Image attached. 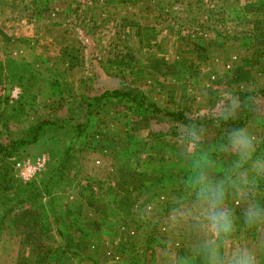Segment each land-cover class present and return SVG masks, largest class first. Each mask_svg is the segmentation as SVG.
<instances>
[{"label":"crops","instance_id":"crops-1","mask_svg":"<svg viewBox=\"0 0 264 264\" xmlns=\"http://www.w3.org/2000/svg\"><path fill=\"white\" fill-rule=\"evenodd\" d=\"M174 1L176 0L168 2L166 7L170 10L184 9V4L176 6ZM32 2L38 6L68 2V5L64 6L71 7L72 12L79 11V8L88 10L92 21L96 20L95 4L93 0H0V45H6L8 50L15 45L19 52L27 48V53H30L31 57L56 63L58 65L56 78L65 94L68 80L72 78L76 66L64 60V50L70 49L71 52L76 51L79 54L77 41L73 42L76 36L68 30L66 27L68 25L65 26L67 21L64 20L60 21L54 17L23 19L19 10ZM95 2L101 6L104 4L105 12L110 7V17L113 19L107 21L126 24V29L124 27L123 29L126 31L129 29L131 38L137 42L136 48L139 52H145L148 59L147 67L134 65L130 70L139 74L147 73L152 81L138 87L141 90H151V100L159 108L187 112V109H193V105H196L197 113L194 114L202 116L208 114L209 111L206 110H209L214 93H216L214 97H217L233 88L236 91L250 88L251 85L258 89L263 87L256 83L259 82V76H264V0L216 1L219 6L227 5L238 13L236 30L241 36L250 38L251 44L247 48L241 47L240 42H230L221 47L214 46L213 35L205 29L199 34L185 30L171 31L168 28L170 23L166 22L167 18H161L159 15L158 11L162 9L160 5L163 3L157 0ZM176 22L180 23L179 18ZM143 34L146 35L145 38L142 37ZM193 38L200 40V46L194 45ZM228 56L229 60L236 64L231 74L223 70L227 68ZM77 58L79 62L82 57ZM192 68L194 72L191 71ZM69 83L72 88V81ZM121 104L122 107L116 114L107 112L99 114L100 120L104 122L103 127L107 125V120H111L117 129L115 126L114 129H109L108 126L109 130L98 131L108 133L110 136L95 133L96 136L108 140H103L106 142L103 150L89 149L91 153L98 152L89 162L92 177L88 178L86 184L81 182V185L77 186L82 189L81 192L74 187L70 192L62 193L65 197L59 212L58 229L68 241L66 250L70 251L66 252V258H62V263L107 264V261L103 262L104 257L101 259L102 255L104 253L110 255L114 248L119 247L121 249V253L118 252L121 255L119 260L124 257L125 261L121 260L124 264L169 262L172 264L174 254L176 257H186L188 264H201L199 258L192 254V249L196 245L186 241L187 235H192L190 221L178 226L174 237L168 236L167 244L156 248L151 260H148L149 256L146 258L148 234L154 228L163 209L182 200L190 173L182 159L181 145L177 138L166 137L164 143L158 141L147 146L138 156L141 157L140 163L135 154L136 149L130 144L134 141L131 140L129 131L132 127L129 125V128L127 122L130 121L138 127L139 134H145L148 129L143 127V123L140 125L139 122L142 120L136 121L135 117L130 115L131 112L127 113L134 110L133 104L123 106V101ZM112 154L114 156L117 154L113 160L110 158ZM180 196V199H176ZM236 202L240 203L239 200H232L229 205L232 206ZM112 209L115 210V215H112ZM169 217L172 218V227H168L167 230L171 232L176 225L173 222L179 218H174L172 214L167 218ZM76 226L80 229H76ZM12 230L14 233L12 239H16L14 244L16 255L13 254L11 264H52L50 253L44 247L47 243L45 238L41 243L44 252L41 251L46 255L45 261L40 262L38 252H34L36 241L30 235L35 234L37 238L40 232V218L37 212L28 213L23 224L19 226L14 218ZM141 232L145 237L142 236L139 241L137 239L133 241L127 236ZM237 237V243L247 244L256 252L257 264H264V229L250 232L238 224L232 240ZM172 238L174 243H171ZM187 244L189 245L186 246ZM62 247L64 250V246L59 245L60 250ZM71 251L76 255H71ZM159 251L165 252L164 261L157 257ZM108 262L113 263L111 260Z\"/></svg>","mask_w":264,"mask_h":264},{"label":"rangeland","instance_id":"rangeland-1","mask_svg":"<svg viewBox=\"0 0 264 264\" xmlns=\"http://www.w3.org/2000/svg\"><path fill=\"white\" fill-rule=\"evenodd\" d=\"M157 1L163 3L160 6L165 11H168L169 15L171 14L172 16L176 17V19L179 18V24L188 29V32L197 29L199 26L204 25L203 27H209V25L211 24L214 25L215 21L217 20L215 18V14H217V12H215L216 9L212 6H219L216 3V1L218 0H202V2L197 6V9L188 12L185 9H168L166 6L171 0ZM194 1L195 0H178L179 4L186 2L194 3ZM155 7L157 8V5H155ZM224 7L228 8L227 5H225ZM54 12L55 15L53 17L55 19H58L60 21H67L65 23V26L68 25L66 26L68 30L75 34L76 38L75 40H73V42L77 41V44H75L76 46H78L79 54L76 53V51H73L75 54H72L73 52H71L72 50L70 49L64 50V60L69 62L72 66H76L74 72L72 73V78L68 80V88L65 89L64 94L61 90L60 84L59 87L55 86V82L59 83L56 78L58 69V65H56V63H50L36 57H31V54L27 53V48L25 49V51L22 52L21 50V52H19L16 49L15 45H12L8 50L6 45L1 44L0 60L1 63H3L6 67V71L4 72L5 78L3 85L0 88V96L5 97L7 95L8 106L4 105L3 103L0 105V146L2 145L4 148H8L13 141H31L34 135V128L44 119H49L51 122L58 121V124H60L61 121L66 120H70L71 122L65 123L64 126H61L62 128H60V126H57L58 124L55 126H44L45 132L36 143L14 150L12 152L13 157H11L10 159L4 160L3 155L0 154V163L5 162L8 164L10 171L9 174L13 179H17L22 183L38 182L48 176L51 168L59 159L61 151L65 152L64 155H66L72 150V153L68 155V158L66 160L64 171V175H66L65 181L66 185H68V188H65L62 193L65 191L70 192L74 187L78 189L79 192H81L82 189L80 190V187L78 188L77 186L81 185V182H84V184H86L88 178L92 177V171L90 170L89 162L91 161V157H94V155L98 153H91L89 149L99 148L100 150H103L106 143L103 142V140H108L103 139L102 136H96L95 133L102 134L103 136H110L108 133L98 131H107L110 128L114 129L115 126L114 122H112L111 120H107V125L103 127L104 122L100 120L99 114L105 112H107L108 114L118 113V111H120L119 108L122 107L121 103L123 101V106H132V104L135 106L133 111H129L127 113L129 114L131 112L130 115H133L136 121L142 120L141 122H138L141 123L140 125H142L143 123V127L145 129L147 128L154 133H167L170 132L171 129H173V125L163 118H160V120L153 121L151 123L148 119L149 112L141 110L137 105V102L132 101L129 97H115L109 95V93H112L114 91L120 93L128 91L130 93H134L135 95H142L145 100V104H155L151 100V90H141V88H139L141 87V85H143V83L149 84L150 81H152L148 78L147 73L145 72L139 74L135 73L134 70H130L132 67H134V65L147 67L148 59L146 58L145 52L141 51L140 53L136 48L137 42H135V40L131 38L128 32L129 29H127V31L124 30L127 27L126 24L117 21H114L113 23L107 21V15H111L110 7L106 12L104 11V13L96 9L94 11L96 12V20L94 21H92V18L89 15V11L84 8H79V11L72 12L71 7L62 5L57 7V9H54ZM208 17L211 18V20H208ZM191 19L193 20L189 21ZM166 22L170 23V20H167ZM172 22L173 21H171V23ZM219 22H221V20L216 21L215 27H219ZM169 27L170 26H168V28ZM199 33H202V29L198 32V34ZM142 37L145 38L146 35L143 34ZM193 43L194 45H196V47H198L201 42L197 38H193ZM115 44L120 47L115 49ZM124 44H127L129 45V48H133L136 50V52L133 51V53L135 54V58L136 55L139 57L138 60L128 54H125V52H121V56L116 57V50L117 52L126 51L123 49ZM3 49H6V51H4ZM227 53L229 54L228 51ZM76 55L78 57H82L80 58L81 60H79V62ZM226 58L228 60L227 68H223V70H227L229 72L228 74H231L236 64L234 62L232 63L229 60V56ZM191 71H193V68L191 69ZM263 77L264 76H259V84L256 83V85L263 86H260L261 88H264ZM18 79L20 80L18 81ZM229 79V81H231L232 77H230ZM69 81H72V88ZM249 87L250 88L242 90L256 91L261 89H258L256 86L253 87V85ZM230 91L236 94L241 91V89H237L236 92L233 88ZM215 94L216 93L212 94V99L215 98ZM30 96H34L36 100V103L33 108H31V111L27 112V107H25L22 111V109L20 110L17 106H14L21 97L27 98ZM254 103L255 109L253 112V117L255 121L254 123L250 122V124L248 125L252 127L253 131L256 134L257 132L261 131L257 128L258 124L264 123V98L258 97L254 100ZM196 108L197 106L193 105V109L189 108L187 109V112L190 115L194 116L197 113V111L195 112ZM208 113H210V111ZM83 115L84 117L82 118L81 116ZM140 116L142 117L140 118ZM88 118H90V120H88ZM124 119H126V117H124ZM80 121L84 122L80 123ZM136 121H134V123ZM127 123L128 126L131 125L132 127V129H130L129 131H131V140H133L134 143L130 144L133 148L136 149L137 152L135 154H137L138 157L140 156L141 143L143 140H145L146 133L148 131L145 134L143 133L144 135L139 134L138 127L134 126L130 121H128ZM77 124L85 126V130L83 129L84 131L82 133L80 132L81 134H79V132L74 129V125ZM108 126L109 129L107 128ZM115 129H117V126H115ZM179 129H181V127ZM165 139L166 137L159 142L164 143ZM142 153L143 152H141V154ZM115 156L114 154L110 155L111 160H113ZM137 157L136 159H134V163H136ZM39 158L43 159V167L39 169L32 168L31 166H36L32 164H35L36 160ZM108 160L111 161L110 159ZM138 160L141 163V157H138ZM27 162L29 164H26ZM18 167H20V170ZM180 198L181 196L176 199ZM231 207H233V209L238 214L242 208V204L236 202ZM35 212L37 211L32 209L18 210L14 216L17 226L23 224V221L26 219L28 213L32 214ZM167 217L164 218V226L166 225L168 229V227H172V218ZM187 221L188 220L182 218L175 219L176 223L173 222L174 225L176 224L174 230L171 232H169L166 228H164V230L169 237H172L173 235H175L178 226H183L182 224L186 223ZM12 231H10V229L5 231L3 238H1L0 240V264H11L10 261H12L13 254L15 253L16 255V246L14 245L16 244V239H12V236L14 235ZM190 231L193 236L187 235L188 239L186 241L187 243H191L192 245H197L200 242L201 236L195 229L193 224L190 227ZM184 232L188 233L186 231ZM127 236L132 238L133 241H136V239L139 241L140 238H142L143 233L141 232L137 235L131 233L130 235L127 234ZM56 237L58 241L57 239L53 238L54 240H52L53 242L51 241V247H45L46 250L51 251V261L53 257L57 256L56 251L59 248L57 244L59 243L60 245L64 246V244H67L68 242L62 236V233L60 234V236L57 235ZM144 237L145 234L143 238ZM37 238L36 236L33 237V240L35 239L36 241L34 252H38L39 261L44 262L46 259V255L42 253V251L44 252V247L41 246V243L44 242V238L41 236H37ZM237 242L238 237L237 239H233L229 243L228 248H234L238 244ZM171 243H174V238H172ZM188 245L189 244H187L186 246ZM164 253L165 252L162 253L161 251H159L157 257L159 259H163L164 261ZM174 255L175 257L177 256L176 254ZM103 257V262L107 261V264H124V262H122L121 260L125 261L124 257L119 260V257H121V255L115 248L112 250V253H110V255L104 253L101 259ZM131 257L132 256L130 255V258ZM62 258L63 257H60L61 260L59 262L61 264ZM110 260L113 261V263H109L108 261ZM168 264L171 263L169 262Z\"/></svg>","mask_w":264,"mask_h":264},{"label":"clouds","instance_id":"clouds-1","mask_svg":"<svg viewBox=\"0 0 264 264\" xmlns=\"http://www.w3.org/2000/svg\"><path fill=\"white\" fill-rule=\"evenodd\" d=\"M245 107L236 94L224 91L209 103L217 128L210 143L206 131L195 125L185 126L178 136L190 179L174 218L190 221L200 234L192 254L201 264H257L247 244L228 248L238 224L250 232L264 229V140L251 126L236 122ZM231 196L242 204L239 214L228 204ZM172 264H188V259L173 257Z\"/></svg>","mask_w":264,"mask_h":264},{"label":"trees","instance_id":"trees-1","mask_svg":"<svg viewBox=\"0 0 264 264\" xmlns=\"http://www.w3.org/2000/svg\"><path fill=\"white\" fill-rule=\"evenodd\" d=\"M96 0H93L95 7L97 10L104 12L105 5L98 4V2H95ZM105 2V0H103ZM108 2V1H107ZM176 6H179L181 4H184V9L188 11H193L194 9H197L198 5L202 2V0H195L194 3H180L178 0L174 1ZM192 2V1H191ZM60 5H68V2L63 3H47L45 5H37L35 2L30 3L29 5L25 6L24 8L19 10V13L23 19L27 18H35V19H44V18H51L54 16L55 7H59ZM186 5V6H185ZM104 7V8H103ZM216 9L215 12V18L217 20H221L219 22V27H215L216 21L214 25H209V27H203L199 26L197 29L192 30V33H198L201 31V29L205 28V31L210 32L213 35L212 44L214 46H223L225 44H228L230 42H240V46L243 48L249 47L251 44V40L249 37H243L241 36L237 30H236V21L238 19V13L236 10H232V8L217 6L213 5ZM161 18L165 17L167 19H170L173 21L170 22V30L171 31H177V30H185L184 26H181L178 22H176V17L169 15L168 11H165L164 9H161L158 11ZM211 15V14H210ZM107 19H113L109 15H107ZM166 19V21H167ZM194 19V18H193ZM193 19L189 20L192 21ZM208 20H211V18L208 17ZM174 23V24H173ZM208 26V25H207ZM200 46V45H199ZM120 46L114 45V48L117 49ZM123 49L126 51H119L116 50V57L121 56V52H125V54H128L130 56L134 57L133 51L136 52L135 49L129 48V45L124 44ZM138 56L136 55V58L138 60ZM6 71V67L3 63H1L0 60V88L3 85L4 82V72ZM20 79H18L19 81ZM55 86L59 87V83L55 82ZM21 86V85H20ZM22 87V86H21ZM110 96H123V97H129L132 101L137 102L139 108L144 111L149 112V122L158 121L160 118L166 119L170 124L173 125V129L170 130V132L163 133V132H152L148 130L146 133L145 140L142 141L140 146V154L141 152L145 151L147 146H149L152 143L158 142L162 140L165 137H172L177 138L179 136V133L184 129L185 126L188 125H195L197 127H202L206 134L209 137V143L215 138V135L217 134V128L214 127L215 124V117L214 113H208L204 114L202 116L199 115H190L188 112L185 111H178V110H168L165 108H159L153 103H147L145 104V100L142 95H134L130 92H117L114 91L112 93H109ZM236 95L239 97L238 99L241 100L242 103L246 105V107L239 113V115L236 118V122L240 124H250V122L254 123V109H255V103L254 100L258 97L264 98V88H261L256 91H239L236 93ZM100 99V98H99ZM4 104L8 106V97L7 95L5 97L0 96V105ZM36 100L34 96L30 97H21L19 101L15 103L14 106H17L20 110H24L25 107H27V112L31 111V108L35 105ZM71 122L70 120L61 121L60 124L54 121H50L49 119H44L41 121V123L37 124V126L34 128V135L31 141H24V140H17L13 141L8 148H4L2 145L0 146V154L3 155V159H10L13 157L12 152L14 150L19 149L20 147H25L27 145H31L36 143L41 136L43 135L44 126H64L65 123ZM86 125V124H85ZM179 127H177V126ZM181 127V129H179ZM258 129H260V132H257L256 135L261 139L264 140V123L258 124ZM74 129L81 134L85 130V126L82 125H74ZM84 129V130H83ZM179 130V131H177ZM81 132V133H80ZM83 137V135H82ZM74 150V149H73ZM260 150L264 152V143L260 145ZM72 153V150L68 152L66 155L65 152L61 151V155H59V159L56 161L54 166L51 168V171L49 172L48 176L46 178L41 179L38 182H32V183H22L21 181L17 179H13L10 176V171L8 164L3 162L0 163V240L3 238L4 232L9 230L12 231V227L14 226V216L15 213L18 210H36L39 214L40 218V232L37 236H44L45 242H48L45 244L44 247H51V241L55 239V237L58 235L60 236L61 232L58 229V223H59V212L61 208V201L64 199V196L62 195V191L65 188H68V185H66L64 171L66 166V160L68 158V155ZM260 194L264 195V182L260 184ZM232 200H239L236 196H231L228 200V204ZM182 200H178L177 202H174L173 204L167 205L165 209H163L162 214H160L159 218L157 219V222L152 229V231L148 234L146 239V258L149 256L148 260H151L154 251L156 248L163 247L167 244L168 240V234L165 232L164 228L167 229L166 225L164 226V221L166 216L174 215V210L177 209L180 205ZM115 210L112 209V215H115ZM134 223V222H133ZM136 226V224L134 223ZM76 229H79V226H76ZM30 237L33 239L35 237V234L30 235ZM54 238V239H53ZM57 238V237H56ZM50 240V241H49ZM60 240V239H59ZM58 241V239H57ZM53 242V241H52ZM53 245V243H52ZM60 244L58 243V246ZM67 244H64L65 250L57 249V256L52 258V264H61L60 257L66 258V252H70L66 250ZM55 250V249H53ZM118 252L121 253V249L119 247L116 248ZM50 253L51 251L48 250ZM71 255H76L75 252L71 251ZM63 264V263H62Z\"/></svg>","mask_w":264,"mask_h":264},{"label":"built area","instance_id":"built-area-1","mask_svg":"<svg viewBox=\"0 0 264 264\" xmlns=\"http://www.w3.org/2000/svg\"><path fill=\"white\" fill-rule=\"evenodd\" d=\"M26 164H29V163L27 162ZM32 165H36V166H31L34 169H39V168L43 167V159L42 158L37 159L35 164H32ZM18 168L20 170V167H18Z\"/></svg>","mask_w":264,"mask_h":264}]
</instances>
